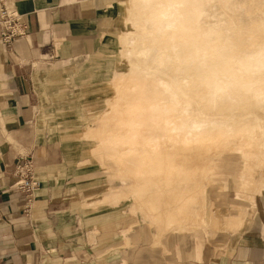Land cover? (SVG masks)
<instances>
[{"label": "rangeland", "instance_id": "1", "mask_svg": "<svg viewBox=\"0 0 264 264\" xmlns=\"http://www.w3.org/2000/svg\"><path fill=\"white\" fill-rule=\"evenodd\" d=\"M159 1L111 0L112 6L103 14L107 20L101 34L111 43L83 64L81 74L66 76L59 86L62 103L67 105L61 107L56 124L60 129L65 126L61 129L66 132L64 141L75 148V156L84 157L83 171L94 169L108 182L99 185L98 195L85 202V209L92 208L99 217L113 214L114 218L99 219L98 224L111 228L113 250L121 248L120 239L128 233L133 251L130 264H143V252L147 264H154V254L170 261L179 248L183 252L190 244L197 247L200 240L192 233L205 234L202 247L225 248L244 242L250 227H264V207L259 204L264 194V106L249 105L244 99L246 104L232 111L212 109L201 94L206 87L188 83L177 70L172 48L154 42L161 36L155 28ZM254 11L247 25L240 19L234 25L248 27L261 41L264 6ZM162 33L164 37L169 34L167 30ZM94 71L97 84L91 89L88 77ZM152 85L157 86L154 92ZM162 98L171 107L153 114L149 107ZM189 118L218 121L227 132L211 126L190 145L158 149L146 145L155 131ZM98 147L111 148L113 156L98 152ZM217 209L221 216L238 220L234 243L228 240L233 233L211 228L216 227ZM179 211L186 222L170 225ZM121 229L126 232L122 234ZM155 232L157 239L165 233L164 243L154 241Z\"/></svg>", "mask_w": 264, "mask_h": 264}, {"label": "crops", "instance_id": "2", "mask_svg": "<svg viewBox=\"0 0 264 264\" xmlns=\"http://www.w3.org/2000/svg\"><path fill=\"white\" fill-rule=\"evenodd\" d=\"M109 2L8 1L23 15L28 30L25 37L7 44L1 40L0 25V264H130L128 257L133 251L126 230L121 229L127 238L120 239L121 248H116L119 253L115 255L111 228L98 224L99 219L108 222L113 214L105 212L99 217L97 211L84 206L98 195L99 185L107 186V178L98 176L94 169L82 170L87 164H83L84 157L73 154L75 148L64 141V125L61 122L60 129L56 124L61 107L67 105L62 103L59 88L65 77L81 74L83 64L111 43L101 36L107 20L103 14L112 6ZM1 8L0 2V13ZM94 73L88 77L91 89L97 84ZM97 151L113 156L108 147H98ZM21 155L33 156L40 184L28 212L26 197L14 176ZM263 195L259 200L262 207ZM236 221L221 216L217 209L216 227L211 228L233 233L228 240L234 243ZM156 232L154 241L164 243L165 233L157 239ZM192 234L200 240L197 247L190 244L183 252L179 248L170 261L154 254V264H264V227H250L244 242L225 248L202 247L205 234ZM142 257L147 264L146 253Z\"/></svg>", "mask_w": 264, "mask_h": 264}, {"label": "bare ground", "instance_id": "3", "mask_svg": "<svg viewBox=\"0 0 264 264\" xmlns=\"http://www.w3.org/2000/svg\"><path fill=\"white\" fill-rule=\"evenodd\" d=\"M225 1L223 6L217 0H160L155 28L161 36L154 42L172 48L177 70L188 83L206 87L201 94L212 109L232 111L245 105L244 99L249 100V105L264 106V39L258 41L248 27L234 25L237 19L247 25L251 11L263 7L264 0ZM164 30L169 32L165 37ZM150 87L156 91V85ZM170 107L162 98L149 108L158 114ZM211 126L227 132L218 121L189 118L165 131H155L146 145L153 149L190 145ZM185 222L183 212L179 211L169 224Z\"/></svg>", "mask_w": 264, "mask_h": 264}, {"label": "built area", "instance_id": "4", "mask_svg": "<svg viewBox=\"0 0 264 264\" xmlns=\"http://www.w3.org/2000/svg\"><path fill=\"white\" fill-rule=\"evenodd\" d=\"M9 0H0L2 3L0 25L2 26L1 40L12 43L14 40L27 35L28 24L18 10L8 5ZM14 176L18 189L27 199L26 208L32 207L39 181L36 178V166L32 156L21 155L16 163Z\"/></svg>", "mask_w": 264, "mask_h": 264}]
</instances>
